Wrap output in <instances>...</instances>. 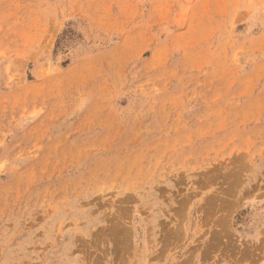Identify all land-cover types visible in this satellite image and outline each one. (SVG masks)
<instances>
[{"label":"rangeland","instance_id":"rangeland-1","mask_svg":"<svg viewBox=\"0 0 264 264\" xmlns=\"http://www.w3.org/2000/svg\"><path fill=\"white\" fill-rule=\"evenodd\" d=\"M0 264H264V0H0Z\"/></svg>","mask_w":264,"mask_h":264},{"label":"bare ground","instance_id":"bare-ground-1","mask_svg":"<svg viewBox=\"0 0 264 264\" xmlns=\"http://www.w3.org/2000/svg\"><path fill=\"white\" fill-rule=\"evenodd\" d=\"M122 207V206H121ZM124 209V208H123Z\"/></svg>","mask_w":264,"mask_h":264}]
</instances>
